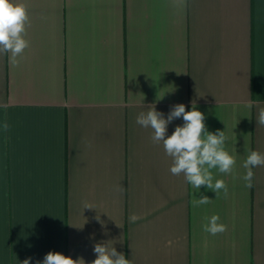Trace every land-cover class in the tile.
I'll list each match as a JSON object with an SVG mask.
<instances>
[{
  "label": "crops",
  "instance_id": "1",
  "mask_svg": "<svg viewBox=\"0 0 264 264\" xmlns=\"http://www.w3.org/2000/svg\"><path fill=\"white\" fill-rule=\"evenodd\" d=\"M15 2L30 47L19 67L0 55V264L49 251L91 264L96 243L133 264H264V166L251 188L242 179L249 152L264 153V0ZM180 103L225 131L236 165L212 172L227 197L173 176L136 124ZM201 195L211 202L193 206ZM215 214L227 231L213 236L203 226Z\"/></svg>",
  "mask_w": 264,
  "mask_h": 264
},
{
  "label": "clouds",
  "instance_id": "2",
  "mask_svg": "<svg viewBox=\"0 0 264 264\" xmlns=\"http://www.w3.org/2000/svg\"><path fill=\"white\" fill-rule=\"evenodd\" d=\"M173 4L183 7L186 0H173ZM30 25V17L27 6L16 3L15 0H0V55L10 54L9 63L15 68L19 67L23 54L30 47L27 37V28ZM178 74V73H177ZM181 74V73H179ZM178 74V75H179ZM186 74V73H185ZM254 105L246 104L248 109ZM183 119L182 125H177L171 135H167L168 125L175 119ZM205 115L197 110L195 103L190 111L182 103L173 105L165 118L164 113L157 111L155 105H151L147 111H141L136 117V124L151 129V141L153 144H162L165 154L171 158L172 165L169 169L173 176L183 175L186 182L195 189L206 186L216 193L223 190L224 196L228 195V186L223 179H214L212 170L218 169L222 174H231L236 158L225 150V142L228 137L225 131L210 132L205 124ZM257 126L264 127V107L258 108ZM9 124L3 123V129L7 131ZM264 166V153L250 151L243 162L246 169L242 179L245 187L251 188L254 167ZM119 190H123L118 185ZM211 202L206 195H201L193 201V206L206 205ZM83 209H95L92 204L85 203ZM103 227V221L96 216ZM141 217L133 213L129 216L130 223H136ZM220 216L212 215L203 230L211 235L222 234L227 231V225L219 223ZM117 224V223H116ZM118 227H120L117 224ZM96 254L91 264H133V260L127 259L123 253L117 252L115 247H109L107 243H96L93 249ZM31 257L25 259L22 264H30ZM37 264H86L83 258L73 259L60 252L49 251L42 261Z\"/></svg>",
  "mask_w": 264,
  "mask_h": 264
}]
</instances>
